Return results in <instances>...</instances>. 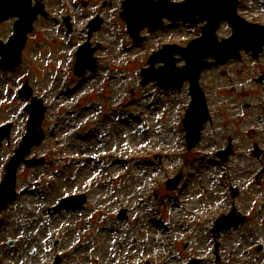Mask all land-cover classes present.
<instances>
[{"label":"rangeland","instance_id":"374dc122","mask_svg":"<svg viewBox=\"0 0 264 264\" xmlns=\"http://www.w3.org/2000/svg\"><path fill=\"white\" fill-rule=\"evenodd\" d=\"M104 1L43 0L48 17L35 22L21 65L0 71V126L12 124L0 148V184L27 130L31 99L19 95L22 86L28 83L46 106L45 139L25 157L43 162L20 165L17 196L0 215V264H264L257 247L264 246V155L253 154L255 146L264 153V86L256 82L264 75V52L203 72L211 120L188 149L182 120L189 83L164 91L143 85L141 71L152 52L186 46L200 28L167 22L135 43L120 16L123 0L102 7ZM238 11L264 24V0H240ZM96 15L103 22L90 42L100 45L98 68L78 78L75 51ZM14 21L0 25V40L7 41ZM229 33L224 25L219 35ZM229 143L233 154L223 162L217 153ZM25 191L29 201L21 211ZM75 195H86L82 210L54 213ZM233 207L247 224L214 235L217 219ZM22 237L34 240L28 257Z\"/></svg>","mask_w":264,"mask_h":264},{"label":"water","instance_id":"95a60500","mask_svg":"<svg viewBox=\"0 0 264 264\" xmlns=\"http://www.w3.org/2000/svg\"><path fill=\"white\" fill-rule=\"evenodd\" d=\"M39 13H43V5L38 0L34 7L32 0H0V23L9 17H19L15 23V35L10 38L7 45L0 42L1 69L9 70L21 63V52L26 43L27 33L32 31L33 23ZM121 16L127 22L128 31L136 42L143 40L140 36L141 30L145 28H149L150 31L156 30L163 24L164 18L172 22H190L193 25L207 21L201 38L193 40L187 47L164 46L150 57V68L142 72L143 84L156 81L157 85L164 89L181 88L186 80L190 82L192 102L184 120V127L190 148L195 146L201 140L205 123L210 120L205 94L200 86L201 73L206 68L224 64L231 59H240L241 50L252 52V55L257 57L264 47V26L251 25L240 18L237 14L236 0H185L182 3L169 0H125ZM223 20L230 23L233 32L229 38L219 41L216 31ZM100 24L99 19L94 20L90 25V33L97 30ZM98 47L99 45H96L91 48L88 43L82 49L76 65L78 76H83L88 68L92 71L97 69V60L93 57V52ZM86 52L87 55H85ZM176 54H179L181 58H176ZM181 59L185 60V65L178 67L176 63ZM158 62H163L164 66L155 69L154 65ZM263 80L264 77L260 79L261 82ZM31 92L29 90L26 96H29ZM27 110L31 113L28 134L17 150V155L11 160L0 188V212L16 194V173L20 162L24 161L25 155L34 145H39L43 140V132L38 129L44 118L45 108L40 100L34 99L33 105ZM9 132L10 125L0 129V147L2 140L9 135ZM255 153L260 151L256 149ZM229 154L230 149L220 153L224 157ZM34 162L36 161H28V164L35 165ZM179 178L170 182V189L178 183ZM234 194H237V191H234ZM85 201V195L70 197L63 200L56 211L63 208L80 209ZM244 222L245 218L238 215L234 209L230 215L218 220L216 230L227 233Z\"/></svg>","mask_w":264,"mask_h":264},{"label":"bare ground","instance_id":"6f19581e","mask_svg":"<svg viewBox=\"0 0 264 264\" xmlns=\"http://www.w3.org/2000/svg\"><path fill=\"white\" fill-rule=\"evenodd\" d=\"M29 201V196L27 195L26 191L23 192L21 199L17 203V208L23 211L26 208L27 202ZM21 241H24V245L26 247V257H28L27 252L34 247V240L29 237H22L20 238ZM28 262H31L30 259Z\"/></svg>","mask_w":264,"mask_h":264}]
</instances>
